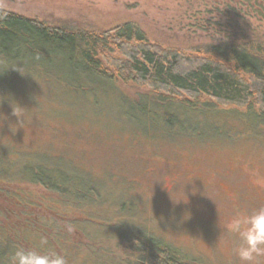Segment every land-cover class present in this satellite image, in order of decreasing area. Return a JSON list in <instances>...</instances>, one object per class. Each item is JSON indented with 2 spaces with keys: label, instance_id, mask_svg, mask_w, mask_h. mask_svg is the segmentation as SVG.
<instances>
[{
  "label": "rangeland",
  "instance_id": "374dc122",
  "mask_svg": "<svg viewBox=\"0 0 264 264\" xmlns=\"http://www.w3.org/2000/svg\"><path fill=\"white\" fill-rule=\"evenodd\" d=\"M0 9L56 28L130 24L149 43L187 56L264 44V0H0ZM6 65L3 264L41 239L67 264H134L137 239L202 264H239L225 225L235 211L264 205L261 120L246 108L208 105L189 112L188 126L181 117L167 126L162 119L172 112L150 107L159 119L151 123L139 101L149 92L136 83L81 79L76 87L55 71Z\"/></svg>",
  "mask_w": 264,
  "mask_h": 264
},
{
  "label": "trees",
  "instance_id": "16d2710c",
  "mask_svg": "<svg viewBox=\"0 0 264 264\" xmlns=\"http://www.w3.org/2000/svg\"><path fill=\"white\" fill-rule=\"evenodd\" d=\"M6 64L55 71L62 76L57 78L76 87L81 79L110 83L119 77L136 83L149 92L139 101L145 104L151 123L159 119L148 111L150 107L172 112L164 114L166 119L160 117L165 125L177 124L181 117L188 126L192 120L189 112H206L200 108L208 105L246 108L257 123H264V44L252 48L221 45L205 54L187 56L149 43L130 24L106 31L56 28L0 9V80L6 69L12 70ZM32 177L40 179L35 173L30 180ZM45 180L60 191L59 183ZM137 242L134 264H202L158 241ZM0 248L4 249L2 237ZM3 256L0 251V264Z\"/></svg>",
  "mask_w": 264,
  "mask_h": 264
},
{
  "label": "clouds",
  "instance_id": "9594fccd",
  "mask_svg": "<svg viewBox=\"0 0 264 264\" xmlns=\"http://www.w3.org/2000/svg\"><path fill=\"white\" fill-rule=\"evenodd\" d=\"M225 229L234 237L232 251L239 264H259L264 257V205L250 211H235ZM9 264H67V259L48 248L47 241L41 239L36 248H15Z\"/></svg>",
  "mask_w": 264,
  "mask_h": 264
}]
</instances>
